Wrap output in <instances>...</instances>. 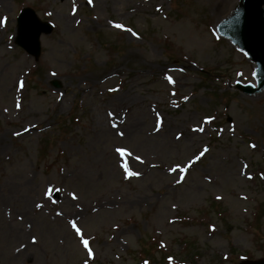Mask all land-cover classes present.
I'll return each instance as SVG.
<instances>
[{
  "label": "rangeland",
  "instance_id": "rangeland-1",
  "mask_svg": "<svg viewBox=\"0 0 264 264\" xmlns=\"http://www.w3.org/2000/svg\"><path fill=\"white\" fill-rule=\"evenodd\" d=\"M5 1L0 264L264 259V94L234 90L254 65L216 33L235 0ZM26 7L54 26L38 58L16 43ZM138 117L142 134L121 133Z\"/></svg>",
  "mask_w": 264,
  "mask_h": 264
},
{
  "label": "water",
  "instance_id": "water-1",
  "mask_svg": "<svg viewBox=\"0 0 264 264\" xmlns=\"http://www.w3.org/2000/svg\"><path fill=\"white\" fill-rule=\"evenodd\" d=\"M18 44L35 56L40 55V35L51 33L52 27L41 24L35 12L26 9L18 19ZM218 32L247 54L256 64V78L258 88L249 85L238 87L250 95L260 94L264 91V0H238L232 12L218 25ZM59 87L58 82H53ZM244 264H264L263 261Z\"/></svg>",
  "mask_w": 264,
  "mask_h": 264
},
{
  "label": "bare ground",
  "instance_id": "bare-ground-1",
  "mask_svg": "<svg viewBox=\"0 0 264 264\" xmlns=\"http://www.w3.org/2000/svg\"><path fill=\"white\" fill-rule=\"evenodd\" d=\"M223 1H227V0H219V3H222ZM230 1V0H229ZM6 4V1L5 0H0V8H3L4 7V5ZM3 96L5 97V98H8V96H7V94H6V92L3 94ZM130 101V100H129ZM134 121H129L128 122V125L126 126V127H123V129L121 130V133L123 132H127V134H128V136H133V135H136V134H138V133H141L142 134V132L144 131V128L145 127H142L141 125H142V123H141V121H140V118L138 117L137 119H133ZM120 121H118V122H112V124H111V127L113 128V129H119L122 125H123V123L122 122H120ZM28 129L29 128H25L24 130L25 131H28ZM164 130V128L163 127H161L160 128V131H163ZM158 132H159V130L157 129V124H156V122L155 123H153V127L151 128V129H147L145 132H144V134L146 135L145 137L147 138V139H150V138H153V137H155V139H157L158 138ZM194 133L195 134H197V131H194ZM193 135H191V136H189L190 138L192 137ZM3 137H4V135H3ZM5 138V137H4ZM4 138H2V139H0V148L3 146V143H4ZM125 138V137H124ZM152 141H154L153 139H151ZM107 149V148H106ZM114 151V150H113ZM116 151V154L113 156V159L115 160V162H117V164L119 165V161L120 160H122L123 162H125V163H127V166L129 165V164H132V165H134V166H136L137 164H135V159H134V157H133V155L132 154H129V155H127V156H124L125 155V151L124 150H115ZM109 159H112V157H111V155L109 156ZM142 162V161H141ZM186 162V161H185ZM183 163V164H176V166L175 167H173V168H171L170 170H169V173L171 174L172 173V171L174 172V174H175V176L177 175V174H179L182 170H183V165L184 164H187V163H189V161L188 162H186V163ZM141 171H143V170H141ZM139 174V173H138ZM140 175V174H139ZM141 176V175H140ZM107 193H108V191H106ZM109 194V193H108ZM108 194H104V195H102V196H100V197H98V199L97 200H95V201H93L92 203H91V206H90V208H88L89 210H91L92 211V213H94V214H100V213H104L105 214V212L106 213H108L109 211L108 210H110V208H111V205H112V203L114 202V200H112V197H110V195H108ZM119 200V199H118ZM136 202V201H135ZM99 207H102L100 210H99ZM101 211V212H100ZM127 231H130V229H128ZM17 232H22L20 229H19V227H15L14 229H13V233H17ZM13 239H14V237H13Z\"/></svg>",
  "mask_w": 264,
  "mask_h": 264
},
{
  "label": "snow or ice",
  "instance_id": "snow-or-ice-1",
  "mask_svg": "<svg viewBox=\"0 0 264 264\" xmlns=\"http://www.w3.org/2000/svg\"><path fill=\"white\" fill-rule=\"evenodd\" d=\"M117 27H121V25H117ZM170 79V78H169ZM253 147H255V146H253ZM75 226V225H74ZM80 230H79V228H77V232H79ZM84 246L87 248L88 247V241L87 240H85L84 241ZM89 252L91 253V249H89Z\"/></svg>",
  "mask_w": 264,
  "mask_h": 264
}]
</instances>
